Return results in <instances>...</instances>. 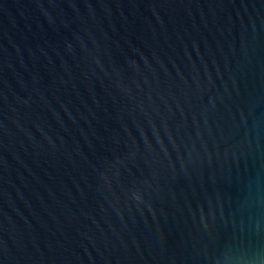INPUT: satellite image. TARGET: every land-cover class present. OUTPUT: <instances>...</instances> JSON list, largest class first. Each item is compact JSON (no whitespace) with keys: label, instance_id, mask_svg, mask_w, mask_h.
Returning a JSON list of instances; mask_svg holds the SVG:
<instances>
[{"label":"water","instance_id":"water-1","mask_svg":"<svg viewBox=\"0 0 264 264\" xmlns=\"http://www.w3.org/2000/svg\"><path fill=\"white\" fill-rule=\"evenodd\" d=\"M0 264H264V0H0Z\"/></svg>","mask_w":264,"mask_h":264}]
</instances>
